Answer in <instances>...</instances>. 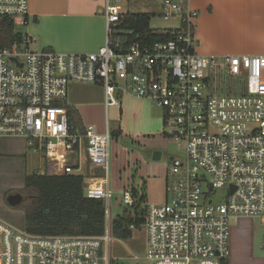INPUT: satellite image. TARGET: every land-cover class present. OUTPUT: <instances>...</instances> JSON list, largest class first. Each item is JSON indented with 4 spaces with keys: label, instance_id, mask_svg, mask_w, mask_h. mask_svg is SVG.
I'll return each instance as SVG.
<instances>
[{
    "label": "built area",
    "instance_id": "built-area-1",
    "mask_svg": "<svg viewBox=\"0 0 264 264\" xmlns=\"http://www.w3.org/2000/svg\"><path fill=\"white\" fill-rule=\"evenodd\" d=\"M104 16L106 41L96 53L35 51L17 30L27 24L28 0H0V21L15 22L11 45L0 47V138H24L47 165L40 174H73L70 154L83 151L103 171L84 183L85 196L103 200L108 213L110 130L75 128L63 102L72 83L102 87L106 108L124 96L149 100L162 110L164 136L183 145V156L169 158L166 202L146 204V260L225 263L232 218L264 225V54L199 55L187 0H162L161 18H178L179 27L168 41L147 47L113 39L120 12L110 0ZM220 190L226 194L216 205ZM119 204L134 205L131 191ZM112 242L107 221L104 235L95 237L32 235L0 220V264H112Z\"/></svg>",
    "mask_w": 264,
    "mask_h": 264
},
{
    "label": "crops",
    "instance_id": "crops-1",
    "mask_svg": "<svg viewBox=\"0 0 264 264\" xmlns=\"http://www.w3.org/2000/svg\"><path fill=\"white\" fill-rule=\"evenodd\" d=\"M107 1L28 0L27 24L23 29L18 30L32 39L31 47L35 51L93 54L106 41L104 8ZM114 1L116 0H110L112 3ZM187 3L190 10L196 14L192 23L195 50L199 55L258 56L264 54V0H187ZM117 6L120 12L121 5ZM126 14L128 13H120L121 18ZM178 27L179 23L174 28L155 30L167 31ZM63 105L66 110L70 109L71 114L80 121L83 128L92 126L98 134H104L109 128L111 139L116 142L119 139L112 137L113 132L121 131L122 138L131 141L145 138L144 143L141 142L144 144L142 146L154 149L157 145V137L164 136V132L161 134L163 118L161 121L155 115L154 108L147 99L124 96L120 99L119 106L106 108L102 87L72 83ZM109 115L114 116L115 119L113 129L109 124ZM27 149L29 146L24 138L1 137L0 168L14 166L17 173H24L25 178L28 167L31 166L30 160H27ZM125 152L122 149L119 151L120 159L114 161V171L124 168L126 159H122L121 156L125 155ZM149 156L151 157V153L147 152L144 156L134 154L132 164L126 160L128 165L130 164V170H136L140 184L137 183L134 186L128 183L125 186L118 183L117 179L114 184L117 190L123 189L124 192L132 191L134 188L142 189L138 187L145 182L147 184L146 204L161 205L166 202V172L171 156L161 164L149 163L145 160L149 159ZM39 157L42 159L41 156ZM70 159L76 167L73 174H87L86 178L102 177L103 171L93 168L83 151L77 150L70 154ZM152 160H154L153 155ZM98 173L100 175L96 176ZM254 220L246 217L230 220L234 225L230 226L229 223V255L225 264H245V258L252 254L254 249L262 253L260 258H254L259 261L256 264H264V225L260 223L262 226L259 228L254 225ZM259 235L260 241L256 243L255 239ZM113 240L117 243L122 241L115 238Z\"/></svg>",
    "mask_w": 264,
    "mask_h": 264
},
{
    "label": "trees",
    "instance_id": "trees-1",
    "mask_svg": "<svg viewBox=\"0 0 264 264\" xmlns=\"http://www.w3.org/2000/svg\"><path fill=\"white\" fill-rule=\"evenodd\" d=\"M148 14H126L121 18L113 34L114 40H121L126 47L134 42L142 46H152L157 42L171 39V31H157L150 28ZM15 29L14 20L0 21V47L12 43ZM68 110L69 123L82 130L80 121ZM112 137L122 138L121 131L113 132ZM100 174L98 173L99 176ZM133 206H124L110 222L113 238L126 240L134 230L144 223L146 196L142 189H132ZM20 206L25 215V231L41 236H95L104 235L107 210L103 200L86 198L84 177L77 174L47 175L33 172L26 174ZM134 227V230L130 229ZM225 264V263H222Z\"/></svg>",
    "mask_w": 264,
    "mask_h": 264
},
{
    "label": "rangeland",
    "instance_id": "rangeland-1",
    "mask_svg": "<svg viewBox=\"0 0 264 264\" xmlns=\"http://www.w3.org/2000/svg\"><path fill=\"white\" fill-rule=\"evenodd\" d=\"M161 0H123L122 2L116 0L113 2L116 5H121V14L129 13L138 14L144 13L148 14L151 18L150 28L155 30L165 29V28H174L179 23L178 18H171L169 20H163L160 16L161 14ZM23 29V28H19ZM18 30V29H17ZM153 106V110L155 115L159 117L162 121V110L157 107L154 103L151 102ZM110 120L111 129L115 126L114 116H108ZM128 131H131L130 128H127ZM161 134L164 132V124L161 126ZM147 139V138H146ZM136 141H131L129 139L121 138L117 142L111 139L110 141V164H109V180L110 186L112 189V198L109 202L110 210L107 213V222L110 224L111 220H113L118 214L121 213L123 209V205H116L118 200L122 198L123 189L117 190L115 188V181L121 185L127 186V184H131L136 186L137 183L140 184L139 176L136 173V170H130L129 165L132 164L133 155H141L144 156L145 153H151V157L149 156V163H159L164 162L169 156L174 157H182L183 156V145L180 143H176L168 137L158 136L157 142L154 146V149L150 147H144L143 140L145 138H137ZM139 141V142H137ZM143 142V143H141ZM16 147V146H12ZM125 150V155L121 156L122 159L125 158L130 162L128 165L125 160V166L120 171H114V161H118L120 159L119 151ZM150 149V150H149ZM149 150V151H148ZM160 151L162 153V157L159 161L152 160L153 152ZM27 160H30L31 166L28 167L27 174L39 171H45L46 165L43 159H41L37 153H33V151L29 148L27 149ZM118 155V156H117ZM26 175V174H25ZM79 175V174H78ZM84 177V182L87 181V174H81ZM117 175V176H116ZM129 178V180H128ZM144 182V181H143ZM143 184V185H142ZM142 187L143 192L146 194L147 184L141 183L138 187ZM24 188V173H17L16 167L6 166L0 168V220L12 226L18 231L25 232V215L24 211L20 206L11 207L6 198L13 194H19ZM141 189V188H140ZM225 191H218L213 197L214 204H222L224 201ZM21 195V194H20ZM147 203V202H146ZM234 223L230 222V226H233ZM254 225L257 227H261L259 219L254 220ZM260 235L255 239L256 243H259ZM110 254L113 259L112 264H149L146 260V245H145V233L144 229L141 227L138 230H134L131 237L117 243L115 240L110 245ZM260 251L255 250L252 254H249L248 257L245 258V264H256L259 261L254 258L261 257ZM133 257H137L134 259Z\"/></svg>",
    "mask_w": 264,
    "mask_h": 264
},
{
    "label": "water",
    "instance_id": "water-1",
    "mask_svg": "<svg viewBox=\"0 0 264 264\" xmlns=\"http://www.w3.org/2000/svg\"><path fill=\"white\" fill-rule=\"evenodd\" d=\"M162 153L160 151L153 152V159L159 160L161 159ZM7 203L11 207L18 206L22 201V196L20 194H13L6 198ZM101 253V250H99V254Z\"/></svg>",
    "mask_w": 264,
    "mask_h": 264
}]
</instances>
